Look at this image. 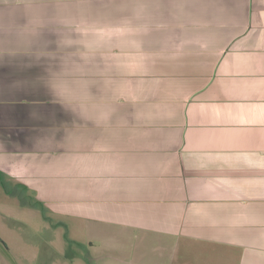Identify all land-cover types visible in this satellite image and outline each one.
I'll use <instances>...</instances> for the list:
<instances>
[{
  "label": "crops",
  "instance_id": "crops-1",
  "mask_svg": "<svg viewBox=\"0 0 264 264\" xmlns=\"http://www.w3.org/2000/svg\"><path fill=\"white\" fill-rule=\"evenodd\" d=\"M0 179L68 263L264 264V0H0Z\"/></svg>",
  "mask_w": 264,
  "mask_h": 264
},
{
  "label": "rangeland",
  "instance_id": "rangeland-1",
  "mask_svg": "<svg viewBox=\"0 0 264 264\" xmlns=\"http://www.w3.org/2000/svg\"><path fill=\"white\" fill-rule=\"evenodd\" d=\"M14 189L13 182L2 183L0 179V264H72L68 263L71 253L80 251L81 256L85 252L82 233L68 231L60 224L51 225L34 194L13 192ZM107 241L125 246L130 243Z\"/></svg>",
  "mask_w": 264,
  "mask_h": 264
}]
</instances>
